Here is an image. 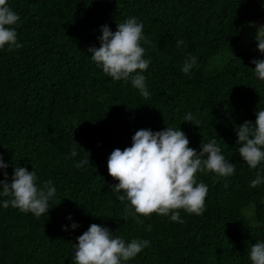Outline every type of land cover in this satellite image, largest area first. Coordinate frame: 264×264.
<instances>
[{
  "label": "trees",
  "instance_id": "obj_1",
  "mask_svg": "<svg viewBox=\"0 0 264 264\" xmlns=\"http://www.w3.org/2000/svg\"><path fill=\"white\" fill-rule=\"evenodd\" d=\"M8 4L20 16L16 31L23 47L0 49V153L8 165L0 172L11 181L16 166L26 167L36 172L38 185L51 179L57 193L39 219L4 208L8 197L0 196V264H75L73 243L92 223L126 242L150 241L127 264H251V245L264 241V183L255 188L250 183L257 171L264 176V162L249 168L239 156L235 129L264 110V81L251 63L264 54L257 46L238 47L241 33L262 13L257 0ZM130 16L143 23L150 41L141 42L144 58L151 60L143 73L148 99L130 81L104 74L87 52L99 47L102 25L115 32ZM189 55L197 57L199 67L185 75L181 68ZM189 112L199 127L183 121ZM167 126L179 127L197 151L202 139H216L236 171L226 179L196 174L197 182L208 186L203 215L181 209L183 223L156 213L137 214L143 224L125 219L128 201L122 203L113 191L118 181L108 173V157L116 148L130 147L137 130ZM74 144L78 155L73 158ZM86 151L90 164L75 167Z\"/></svg>",
  "mask_w": 264,
  "mask_h": 264
},
{
  "label": "clouds",
  "instance_id": "obj_2",
  "mask_svg": "<svg viewBox=\"0 0 264 264\" xmlns=\"http://www.w3.org/2000/svg\"><path fill=\"white\" fill-rule=\"evenodd\" d=\"M20 16L13 11L8 0H0V49L6 45L8 51L22 48L18 42L16 26ZM256 31L253 39L257 49L264 54V25L253 24ZM102 35L97 39L99 47L87 49L96 66L114 81H123L136 88L145 99L150 97L143 73L148 69L151 60L145 59V48L141 46L150 43L144 35V25L136 17H128L117 24L113 32L108 25L101 26ZM183 44L177 41V47ZM233 53V52H232ZM255 76L264 81V59H253ZM197 57L189 55L185 59L181 71L190 75L193 68H198ZM183 121L191 122L199 127V121L191 113H187ZM238 137L236 144L239 156L250 169H257L264 162V110H256V119L244 121L236 126ZM189 139L180 128L167 126L163 130L140 129L132 136V145L123 150L116 148L108 157L109 175L118 181L112 185L117 199L125 204V219L132 216L137 223L143 224L141 217H150L153 213L170 216L171 221L183 223L180 211L188 214L203 215L208 186L197 182V173H214L216 177L228 178L236 169L235 165L225 158L216 139L204 142L200 150L189 147ZM76 144H78L76 142ZM76 144L72 146L70 156L78 155ZM75 164L81 168L90 164V153ZM8 167L0 153V170ZM0 196L3 207L11 206L22 213H31L39 219L51 208L50 203L55 198L57 189L51 179L37 184V174L23 166H16L11 181L6 171L0 172ZM264 183V176L257 171L250 187L255 188ZM227 183L225 187H227ZM123 191V195H121ZM69 220L72 217H67ZM79 225L72 223V229ZM151 232L152 226H145ZM67 230V226H62ZM108 227L92 223L83 234L76 237L72 246V256L75 264H127L137 254L150 246L147 239L133 238L127 241L115 236ZM251 264H264V241H257L249 250Z\"/></svg>",
  "mask_w": 264,
  "mask_h": 264
},
{
  "label": "rangeland",
  "instance_id": "obj_3",
  "mask_svg": "<svg viewBox=\"0 0 264 264\" xmlns=\"http://www.w3.org/2000/svg\"><path fill=\"white\" fill-rule=\"evenodd\" d=\"M257 3L262 9V13L252 19L251 23L241 33L240 42L238 44L239 51L249 50L257 46L256 41L253 39V35L256 31L255 27H253V24L264 25V0H257Z\"/></svg>",
  "mask_w": 264,
  "mask_h": 264
}]
</instances>
